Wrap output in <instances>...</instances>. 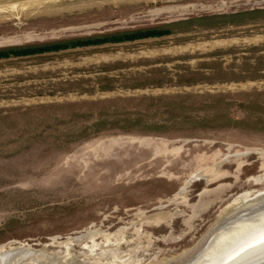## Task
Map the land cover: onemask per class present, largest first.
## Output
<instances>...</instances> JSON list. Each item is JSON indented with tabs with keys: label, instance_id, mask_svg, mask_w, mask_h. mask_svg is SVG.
I'll list each match as a JSON object with an SVG mask.
<instances>
[{
	"label": "rangeland",
	"instance_id": "obj_1",
	"mask_svg": "<svg viewBox=\"0 0 264 264\" xmlns=\"http://www.w3.org/2000/svg\"><path fill=\"white\" fill-rule=\"evenodd\" d=\"M164 26L0 57V264L154 259L264 195V0L4 12L0 46Z\"/></svg>",
	"mask_w": 264,
	"mask_h": 264
},
{
	"label": "water",
	"instance_id": "obj_2",
	"mask_svg": "<svg viewBox=\"0 0 264 264\" xmlns=\"http://www.w3.org/2000/svg\"><path fill=\"white\" fill-rule=\"evenodd\" d=\"M83 1L0 0V13ZM88 264H264V195L154 259L112 256Z\"/></svg>",
	"mask_w": 264,
	"mask_h": 264
},
{
	"label": "trees",
	"instance_id": "obj_3",
	"mask_svg": "<svg viewBox=\"0 0 264 264\" xmlns=\"http://www.w3.org/2000/svg\"><path fill=\"white\" fill-rule=\"evenodd\" d=\"M170 28L148 27L145 29H134L132 31L120 30L114 33L101 34L100 36H84L69 39H53L52 41L27 43V44H7L0 46V57L9 55L33 54L43 51H51L60 48H67L74 45H85V43H100L102 41H116L132 39L134 37L161 35L170 32Z\"/></svg>",
	"mask_w": 264,
	"mask_h": 264
},
{
	"label": "bare ground",
	"instance_id": "obj_4",
	"mask_svg": "<svg viewBox=\"0 0 264 264\" xmlns=\"http://www.w3.org/2000/svg\"><path fill=\"white\" fill-rule=\"evenodd\" d=\"M9 13H11V12H9ZM256 39V38H255ZM254 40V39H253ZM250 41V40H249ZM219 42H222V41H219ZM218 42V43H219ZM248 42V41H247ZM248 196V193L247 192H245L244 194H242V195H240L238 198L239 199H243V197H245V196ZM259 196V195H258ZM237 198V197H236ZM233 200H235V199H233ZM253 200V199H252ZM255 200V199H254ZM249 201V200H248ZM238 202V201H237ZM250 202V201H249ZM240 203H238L237 205L235 204V206H238ZM243 204V203H242ZM241 205V204H240ZM232 208H234V206L232 207ZM225 210H227V209H225ZM24 248H26V247H22V246H17V247H15L14 249H24ZM14 251V250H13ZM19 251V250H18ZM27 252V251H26ZM10 253V252H9ZM14 253V252H13Z\"/></svg>",
	"mask_w": 264,
	"mask_h": 264
}]
</instances>
